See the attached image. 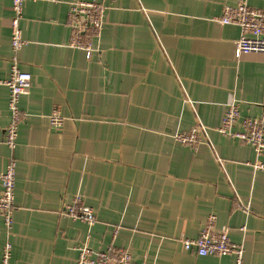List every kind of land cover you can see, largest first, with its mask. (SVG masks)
<instances>
[{
	"label": "crops",
	"instance_id": "1",
	"mask_svg": "<svg viewBox=\"0 0 264 264\" xmlns=\"http://www.w3.org/2000/svg\"><path fill=\"white\" fill-rule=\"evenodd\" d=\"M77 1L90 0L24 4L18 61L32 85L14 153L4 141L10 92L0 86V173L17 161L0 264L7 242L11 264H78L84 245L114 246L144 264H236L233 254L183 249L211 215L243 247L245 264H264V154L217 131L232 102L241 119L264 112V53L237 57L240 28L218 21L240 0H96L107 10L90 58L70 43ZM245 1L264 9V0ZM13 16L12 0H0L1 80L11 74ZM199 125L208 137L198 151L175 139ZM78 195L94 209L93 225L63 212Z\"/></svg>",
	"mask_w": 264,
	"mask_h": 264
},
{
	"label": "built area",
	"instance_id": "2",
	"mask_svg": "<svg viewBox=\"0 0 264 264\" xmlns=\"http://www.w3.org/2000/svg\"><path fill=\"white\" fill-rule=\"evenodd\" d=\"M28 0H12L13 19L11 22V49L13 52L11 74L8 79L1 80L0 86L9 89V111L11 120L5 130L4 141L12 153L17 146L19 125L23 114L20 106L21 98L29 94L32 85V75L19 67L18 52L26 44L21 29L23 8ZM106 6L96 0L77 1L70 5L67 15V26L72 31L71 46L86 52L90 58L94 52L92 38L101 35L104 26ZM222 25H236L241 30V36L236 42V56L245 53H264V9L253 8L240 0L235 6H225L218 19ZM52 126L59 128L62 119L58 114L51 116ZM241 120L242 129L235 131L234 127ZM220 134L231 136L242 143L250 144L255 148L257 155L264 154V112L259 118L241 119L240 108L237 102L227 106L222 125L217 129ZM203 137H208L207 128L197 126L191 131L178 133L175 139L182 145L198 151ZM264 168L263 165L259 166ZM17 161L11 157L6 170L0 173L2 194L0 197V215L10 232L13 225L15 211ZM63 212L74 220L93 225L96 222V213L86 204L80 195L71 203L65 205ZM216 217L211 215L199 236L195 239H182V247L186 251H194L199 256L233 254L236 264H245L244 249L232 243L229 229L215 228ZM12 244L7 242L3 249L2 263L11 264ZM78 264H144L135 262L128 251L109 247L106 251H91L87 245L79 248Z\"/></svg>",
	"mask_w": 264,
	"mask_h": 264
}]
</instances>
